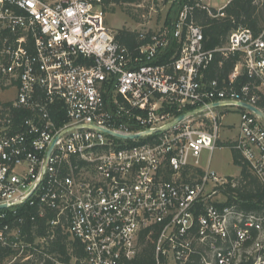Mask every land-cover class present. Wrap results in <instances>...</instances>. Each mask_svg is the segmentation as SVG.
<instances>
[{"label":"built area","instance_id":"2783aa9c","mask_svg":"<svg viewBox=\"0 0 264 264\" xmlns=\"http://www.w3.org/2000/svg\"><path fill=\"white\" fill-rule=\"evenodd\" d=\"M190 9L130 49L103 0H0L5 264H138L142 230L154 264H264V206L210 168L228 147L264 188V26L207 49ZM215 53L236 57L225 77Z\"/></svg>","mask_w":264,"mask_h":264},{"label":"trees","instance_id":"16d2710c","mask_svg":"<svg viewBox=\"0 0 264 264\" xmlns=\"http://www.w3.org/2000/svg\"><path fill=\"white\" fill-rule=\"evenodd\" d=\"M137 0H103L104 7L107 4H125L133 3ZM190 7L189 15L195 24L201 27L204 37V47L213 49L221 47L225 44L228 34L237 28H248L257 34L264 26V0H229L222 8L223 15L218 14L217 9L209 7L211 14L201 3V0H175L174 10L175 19L166 23L171 25L177 18L184 6ZM205 6V5H204ZM115 39L121 45H126L130 49L143 43L138 39V33L131 32L125 28L118 29L115 33ZM145 41V40H144ZM175 42L167 48L160 60L170 55ZM236 57L232 55L223 56L221 53H215L214 60L208 70L209 78H221L227 76L230 72ZM232 152L233 163L241 169L238 187L236 188L238 198V206L244 210H260L264 206V188L261 183L251 177L242 165V159L239 153ZM38 233H42L39 229ZM147 230L139 233L140 252L138 254V264H154L153 259V240L155 233L148 238ZM66 236H59L52 245L53 249L63 251L67 249L68 242ZM11 250L0 244V264H5Z\"/></svg>","mask_w":264,"mask_h":264},{"label":"rangeland","instance_id":"374dc122","mask_svg":"<svg viewBox=\"0 0 264 264\" xmlns=\"http://www.w3.org/2000/svg\"><path fill=\"white\" fill-rule=\"evenodd\" d=\"M210 3L207 5L206 3ZM175 0H137L133 3L107 4L105 5L106 25L115 33L118 29L125 28L131 32L156 31L161 26L175 19ZM225 0H201V3L208 7L215 8L223 4ZM231 115H226L224 122L232 120ZM221 132V136L225 135ZM232 130L230 133H233ZM205 155L201 160L202 165L206 164ZM244 166V165H243ZM210 168L220 176L238 175L241 169L233 163L232 152L228 147L218 145L212 151Z\"/></svg>","mask_w":264,"mask_h":264},{"label":"water","instance_id":"95a60500","mask_svg":"<svg viewBox=\"0 0 264 264\" xmlns=\"http://www.w3.org/2000/svg\"><path fill=\"white\" fill-rule=\"evenodd\" d=\"M216 105V103L214 104ZM244 106L248 107L249 109H252V110H256V108L252 107V106H248L246 104H243ZM183 116H179L178 119H181ZM120 137H125V138H130V137H138V134H131V135H119ZM4 206H0V208H3Z\"/></svg>","mask_w":264,"mask_h":264},{"label":"crops","instance_id":"0c3cea01","mask_svg":"<svg viewBox=\"0 0 264 264\" xmlns=\"http://www.w3.org/2000/svg\"><path fill=\"white\" fill-rule=\"evenodd\" d=\"M228 1H229V0H225V2H223V4L227 3ZM206 4H207V5H210L209 1H208V3H206ZM220 6H221V5H220ZM220 6H219V7H220ZM219 7H216V8H219ZM191 264H195V262H194V263L191 262Z\"/></svg>","mask_w":264,"mask_h":264}]
</instances>
